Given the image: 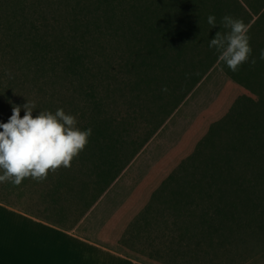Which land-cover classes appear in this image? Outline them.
<instances>
[{
	"label": "trees",
	"instance_id": "1",
	"mask_svg": "<svg viewBox=\"0 0 264 264\" xmlns=\"http://www.w3.org/2000/svg\"><path fill=\"white\" fill-rule=\"evenodd\" d=\"M225 15L249 25L252 55L236 72L209 48ZM261 50L264 0H0V123L13 106L23 117L28 100L34 116L62 108L92 129L70 168L22 184L43 188L50 215L67 203L85 217L150 141L142 125H163L218 65L232 82L106 230L136 257L135 243H148L150 262L264 264Z\"/></svg>",
	"mask_w": 264,
	"mask_h": 264
},
{
	"label": "clouds",
	"instance_id": "2",
	"mask_svg": "<svg viewBox=\"0 0 264 264\" xmlns=\"http://www.w3.org/2000/svg\"><path fill=\"white\" fill-rule=\"evenodd\" d=\"M210 26H216L215 15L207 17ZM221 24L227 32H218L209 42V48L218 53V61L223 62L233 72L249 61L252 55L249 25L242 19L225 15ZM260 60H264L261 50ZM251 63L256 64L252 59ZM167 92L168 88H162ZM36 105L27 100L22 108L13 106L7 123H0V183L19 186L26 178L42 182L49 173L70 168L75 158L85 150L92 135V129L81 130L77 118L57 109L40 111L33 115Z\"/></svg>",
	"mask_w": 264,
	"mask_h": 264
},
{
	"label": "rangeland",
	"instance_id": "3",
	"mask_svg": "<svg viewBox=\"0 0 264 264\" xmlns=\"http://www.w3.org/2000/svg\"><path fill=\"white\" fill-rule=\"evenodd\" d=\"M230 82H232V79L220 66L216 65L195 87L185 102L170 117L166 118L163 125H160L157 120L142 125V128L146 129L147 132L155 129L150 141L110 189L109 193L103 197L104 199L102 198L103 200L94 212L89 216L87 213L88 217L85 215L87 219L84 230L94 234L91 238L94 236V240L116 242L125 252L134 254L130 250L131 247H123L121 243L117 242L118 239H116L114 233H109L106 227L115 212L130 197L134 189L160 161L181 143L196 119L215 103L224 87ZM140 135L143 137L146 132L141 131ZM7 184L8 182L0 183V203L27 213L39 214L43 219L50 216V212L46 210L47 207H50V202L45 198H40L42 187L36 185L34 188L30 184H21L17 188H9ZM62 205L70 208L67 226H77L83 218L77 206H69L67 203H62ZM54 216L56 217L53 220L58 221L61 215L52 214L50 218L52 219ZM124 238L121 237V239ZM147 244L145 241L135 243L134 248L139 251L138 256L146 258L148 253L152 251L153 248H150ZM156 247L161 254H164V245L158 244ZM152 260L153 264H164V259L156 258Z\"/></svg>",
	"mask_w": 264,
	"mask_h": 264
},
{
	"label": "crops",
	"instance_id": "4",
	"mask_svg": "<svg viewBox=\"0 0 264 264\" xmlns=\"http://www.w3.org/2000/svg\"><path fill=\"white\" fill-rule=\"evenodd\" d=\"M68 215L43 219L0 203V264H153L116 242L91 238L94 234L84 230L87 215L77 226H67Z\"/></svg>",
	"mask_w": 264,
	"mask_h": 264
}]
</instances>
